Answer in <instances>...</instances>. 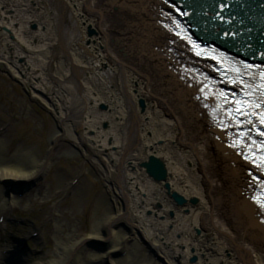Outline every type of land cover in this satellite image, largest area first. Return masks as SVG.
I'll list each match as a JSON object with an SVG mask.
<instances>
[{"label": "bare ground", "instance_id": "bare-ground-1", "mask_svg": "<svg viewBox=\"0 0 264 264\" xmlns=\"http://www.w3.org/2000/svg\"><path fill=\"white\" fill-rule=\"evenodd\" d=\"M53 1H56L57 5H59L58 11L60 15L58 21L66 19L68 16L66 14H71L72 12L73 15L75 14V21L84 30L89 28L96 30L94 36H89L88 32H81V28L78 27L76 28L77 31L70 36V40L66 45L60 43L64 50L65 59L63 62L61 61L62 63L60 62V65H57L58 69L54 77L57 79L61 91L59 92L57 85L49 80L51 75L47 72L51 63V49H53L54 45L52 46L53 41H51L52 34H49L51 28L48 26V22L46 23L47 26L40 22L42 15L37 12L39 8L36 7V4L45 6L46 3L44 1L0 0V33L4 31L6 33L10 32V36L14 38L11 39L3 33L0 35V47H2L0 62L5 65L13 77L22 80L24 84L29 85L33 89L34 99L43 100V104L46 102L49 110L57 112L61 129L53 135V142H56L61 137L77 139V131L83 130L79 138L82 143L87 140L92 145L88 146L87 152H91L94 148L100 149L99 152L110 151L113 148L117 150V158L114 160L115 173H111L109 177L116 179L114 188H117L126 205L116 216L109 218L103 225V227L113 228L112 231H97L86 239H73L66 244H59L55 258L40 264H79L83 260L84 251L89 246L87 242L104 244V251L92 255L93 257L99 256L98 259L103 258L101 264H154L152 257L148 254V250L141 252L138 248H134V250L129 252L125 259L117 260L113 258L114 254L126 252L128 246L125 243L126 237L114 228L118 220L126 221L133 230L139 233L148 248L154 249L152 252L161 258L163 257L169 264L175 257L184 258L183 262L185 263L182 262V264H186V260L189 259L191 254L197 257L196 260L198 259V261L196 264H225L226 260L224 258L226 257L233 261L240 260L242 264H255L253 260L251 261V254L257 253L262 258V253H264V245L259 243L258 240L260 238L264 243V226L258 223L255 218L257 210L243 195L246 186L242 181V177L238 176L235 170L238 168L240 170L245 169L246 164L237 158L233 152H230L216 141L215 131L209 124L205 123L208 117L206 112L200 108L199 103L195 101L188 103L177 99L178 95L171 93L174 91L173 86L169 87L168 83L162 87L168 97H173L174 101L171 98V101L164 98L159 100L162 105L167 107L166 113L169 114V118H166L165 113L162 115V109H158L159 107L157 108L158 110H155L156 112L154 111L157 120L156 132L159 133L157 137L162 141V146L158 145V142H152L151 144L141 143L138 134H135L134 137L136 142L140 143V149L136 151V154L130 155V147L132 145L126 144L130 142L126 138V122L133 120L129 124L133 128L132 130L139 132L141 120L138 116L136 100L132 98L133 89L129 88L130 81L127 80V74L122 71L127 68L126 66L130 67V62L121 59L111 49L112 28L118 29L119 26L117 24L115 26L110 25L109 21H111V17L117 18L118 16L115 11L113 13L112 9L108 8L109 5L105 0ZM127 1L132 3V8L136 7L138 9L142 5L141 0H136L134 2L135 5L133 0ZM144 1H148L150 4L149 10L141 7L142 10L147 12L148 20H151L150 16L153 15L157 21L159 16L156 14L162 4L156 0H152V2H150L151 0ZM35 7L36 11H31V8ZM72 7H74V12ZM90 16L93 18H90ZM120 18H124V15H120ZM15 25L18 28H14ZM32 25L38 27L37 32L30 30ZM146 26L152 27L150 24H146ZM159 33L158 35H153L154 37L151 36L157 44L167 41V50L170 48H182L181 44L176 45L175 43L171 45L170 42L174 41V39L169 37L168 34L162 31ZM34 40L37 41V46H33ZM78 41H84L83 44L87 41V44H90L89 50L84 52L91 54L92 49L97 54L94 56L97 61H103L107 64L113 62L118 67H123L119 72L120 90L123 91L126 100L130 103L132 120H126L125 113L127 111L123 109L113 116H109L105 112L103 114L98 110V104L104 101V98L99 96L100 89H95L89 83H87V85L89 84L87 86L80 82L86 67L82 66L81 57L73 58L75 51L72 48L74 43ZM117 42H120V40H116ZM69 51H72L73 54H70ZM171 55V58L175 57L174 54ZM64 63L70 65L72 73L66 69L67 66ZM170 64H173L171 59ZM145 76L147 82H150L152 74H145ZM171 76L172 78H177L174 75ZM163 78L162 76L158 79L160 85L164 83ZM70 80L74 84V92L69 84ZM177 84L184 88L186 93L192 96L196 94L195 89L183 87V84L178 82V80ZM48 90L54 92V97L46 96ZM146 91L147 95L145 97L154 98V95H156L152 89L148 88ZM140 94L138 91L136 97L141 96ZM144 100L148 102L147 98H144ZM147 107L150 110L153 108L151 102L147 103ZM190 109L199 110L202 118L190 115ZM115 120H118L119 123L113 124ZM105 121L112 124L110 132L100 130ZM121 126L125 128V141L122 140L120 135ZM174 128L178 131L177 142L182 147L189 149V151H182L181 148L168 145V141L174 139V136L171 135V130H174ZM91 131L94 135L89 137V132ZM130 132L133 133L132 131ZM160 132L163 133L160 134ZM49 154L44 158H40L25 152L23 153L25 161L22 163L13 162L12 160L10 162L0 156V208H6L5 204L10 200L13 201V204L15 202V192L8 190L7 184L28 182L33 187L42 180V178L38 179L37 176L48 166ZM151 155L158 156L159 159L164 161L168 171L166 182L156 183L147 176L144 169L139 168V162L146 161ZM229 176L236 178H233L232 181L227 180ZM143 179L145 181L144 184ZM146 179L148 180L147 182ZM127 180L133 182L129 187L126 183ZM166 183L169 184L171 193L176 192L182 195L188 200V204L184 207L176 206L173 199L167 194ZM193 198L198 201L196 205L189 203ZM138 203H140L138 211L142 218L150 213L157 218L151 221H147L144 218L146 224L150 223L147 231L144 228L145 226L133 222L130 218L132 209ZM161 206L163 207L162 209H157ZM217 216L219 217L217 218ZM159 219H163V221L159 222ZM197 228L202 230V235L198 237L194 234ZM153 231L156 232V236L154 243H151L153 238L151 236H154ZM208 232H213L212 239L207 238L210 236V234H207ZM176 235L182 236L181 239L174 240ZM219 236L226 238L233 249L229 250L225 247V253H223L221 258H213L211 257L212 249L210 247L217 244V242L214 244L211 242L212 240H219ZM205 240L207 243L203 245ZM18 246L17 244L10 246L11 252L7 260H12L18 256L21 250V247L18 248ZM178 247H183L184 250L176 249ZM20 261V263L17 262L16 264H27L25 258H20ZM226 262L227 264L231 263ZM14 263V261H11V264ZM0 264H3L1 259ZM90 264L93 263L90 262ZM261 264H264L263 259Z\"/></svg>", "mask_w": 264, "mask_h": 264}, {"label": "rangeland", "instance_id": "rangeland-1", "mask_svg": "<svg viewBox=\"0 0 264 264\" xmlns=\"http://www.w3.org/2000/svg\"><path fill=\"white\" fill-rule=\"evenodd\" d=\"M42 1L46 3V18H48V26L51 28L49 34H52L51 41H53L52 46L54 45L53 49H51V63L47 72L51 75L49 80L57 85V90L60 92V86L54 76L57 73V65H60V62H63L65 59L61 44L66 45L70 40V36L77 31L76 28H81V32L84 33L89 32V30H84L81 25L75 22V14L73 15L72 12L71 14H66L68 15L66 19L58 21L60 15L58 3L53 0ZM105 1L109 5L108 8L112 9V12L115 11V14L118 16L117 18L111 17L112 19L110 18L111 21H109L110 25L115 26L117 24L119 26L118 29L112 28L113 32L110 39L112 52L119 55L121 59L129 61L130 67L126 66L127 68L123 69V67H118L113 62L107 64L103 61H97L94 57L97 54L92 49L91 54L85 53L90 47L87 41L85 44H83L84 41L74 43L72 50L75 51V56L73 55L74 57H72H81L82 66L86 67L80 82L86 85L89 83L95 89H100L99 96L104 98V101L98 104V110L103 114L105 112L109 116L115 115L121 109L126 110L125 118L129 121L130 119L132 120L130 103L126 100L123 91L120 90L121 83L119 80V72L122 69L127 74V80L130 81L129 88L133 89L132 98L136 100L138 116L141 120L139 132L132 130L133 128H131L129 122H133V120L126 122V138L130 140L126 144L132 145L130 147L131 155L136 154V151L140 149V143L136 142L135 134H138L141 143L151 144L152 142H158L159 144H157L162 146V141L157 137L159 133L156 132L157 120L155 110L159 107L158 109H162V115L165 113L166 118H169V114L166 113L167 107L162 105L159 99L164 98L169 100L171 98L174 101L173 97H168L162 86L166 83L169 84V87L173 86L174 91L171 93L177 94V99L181 101L191 103L193 96L186 93L184 88L178 86L177 80L172 78V74L168 70L166 63V44L168 42L165 41L157 44L152 39L155 34H160L161 30L156 25V17L152 15L150 16L151 20H148L149 16H147V12L142 10V8L149 10L150 4L148 1L141 0L142 8L138 9L136 7L132 8V3H129L127 0ZM135 1L133 0V4ZM73 8L72 11L74 12ZM120 15H124V18L121 19ZM90 18L93 17L90 16ZM146 24H150L153 30L147 27ZM14 28H18V26L15 25ZM2 33L8 35L11 39L13 38L10 36V32L6 33L4 31ZM116 40H120V42L116 43ZM33 44V46L38 45L36 40H34ZM1 50L2 47H0ZM101 50L103 49L101 48ZM69 52L73 54L72 51ZM66 66V69L70 71V65L67 64ZM72 72L71 70L70 73ZM145 74H152L150 82H147ZM162 76L164 77V83L160 85L158 79ZM69 84L72 86L74 92L75 88L71 80ZM148 88L154 90V94H156L154 98L145 97L147 95L146 89L148 90ZM176 89L177 91H175ZM32 90L22 80L13 77L5 65L0 62V156L10 162L18 161L22 163L25 161L23 158V153L25 152H29L40 158H44L50 153L48 166L37 176L42 177V180L37 184V189L22 198L16 197L14 204L10 200L5 204L6 208H0V255L13 242L19 240L25 242V248L20 256H16V259L25 258L27 264H40L55 258L59 244H66L73 239H86L97 231H112L113 228L103 227V225L109 218L116 216L121 209H124L126 202L118 193L117 188H114L116 179L109 177L111 173H115L114 160L117 158V150L113 148L110 151L99 152L100 149L92 147L94 149L91 152H87V148L91 144L87 140H84L82 143L79 138L83 130L77 131V139L61 137L56 142H53V135L61 129L60 122L58 121L59 116L56 111L49 110L46 102L43 104L44 101L42 99L43 102L34 99ZM138 91L141 93V96L136 97ZM46 96L54 97V92L48 90ZM143 97L147 98L148 102H151L153 106L151 110L148 109V102ZM141 100L144 102V108L140 106ZM103 105L106 107L105 110L101 108ZM150 111L151 114L149 115ZM190 111V115L202 118L199 110L190 109ZM116 122L119 123L118 120H115L113 124H116ZM205 123L208 125V120ZM111 129L112 124L105 121L100 130L110 132ZM124 129V126L120 127L122 140L126 139ZM162 133L160 132V134ZM89 134V137L94 135L92 131ZM171 135L174 136V139L168 141L169 144H167L169 146L181 148L182 151H189V149L182 147L177 142L178 131L175 128L171 130ZM230 165L233 167L232 164ZM235 170L238 176L242 177L243 183H245V170H240L239 168ZM233 178L236 177L229 176L227 180L232 181ZM126 183L128 187L133 184L130 180H127ZM139 205L140 203L132 209L130 218L133 222L145 226L144 228L147 231L150 223L146 224L144 218L147 221L157 218L151 213L142 218L138 211ZM162 208L161 206L157 209ZM3 218H6L5 221H2ZM160 221H163V219H159ZM114 228L126 237L125 243L128 245L126 253L122 256L120 255L121 253L114 254V259H125L129 252L134 250V248H138L141 252L148 250V254L152 257L154 264H169L163 257L155 255L152 252L154 249H149L139 233L133 230L126 221L118 220ZM153 232L154 236H151V238L153 237L151 243H154L153 241L156 236V232ZM213 232H208L207 234H210V236L207 238L212 239ZM194 234L197 237L201 236V228H197ZM181 237L180 235H176L174 240H180ZM218 238L219 240H212L211 242L212 244L217 242V244L210 247L212 249L211 257L213 258H221L223 253H225V247L229 250L233 249L226 238L221 236ZM258 240L259 243L264 245L260 238ZM206 243V240L203 241V245ZM170 249L172 250L171 247ZM176 249L180 251L184 250L183 247ZM97 252L100 251L87 247L83 253V260L79 264H90V262L101 264L103 258L98 259L99 256H92ZM193 258L197 257L191 254L189 259L186 260V264H191L190 262ZM228 258L226 257L224 260L231 262L229 264H242L240 260L233 261ZM262 259L264 261V253H262V258L257 253L251 254V261L253 260L255 264H261ZM183 261L184 258L175 257L170 262L171 264H182ZM197 261L198 259L196 263ZM226 261L225 264H227Z\"/></svg>", "mask_w": 264, "mask_h": 264}, {"label": "water", "instance_id": "water-1", "mask_svg": "<svg viewBox=\"0 0 264 264\" xmlns=\"http://www.w3.org/2000/svg\"><path fill=\"white\" fill-rule=\"evenodd\" d=\"M177 8L182 10L191 26L194 28L190 30L194 36L202 42H211L217 45L218 41L222 42L223 36H228L227 43L236 45L239 43L237 35L241 38L246 35L249 36L255 28L259 27L258 31L252 33L253 41L264 38V0H167ZM35 28V27H33ZM89 36H94L96 32L89 29ZM227 34V35H226ZM201 36V37H199ZM216 36L212 39V37ZM211 37V38H210ZM240 38V37H239ZM216 39V40H217ZM222 39V40H221ZM241 41V40H240ZM225 42V41H224ZM208 44V43H204ZM226 44V43H225ZM222 47V46H221ZM264 50V44L262 45ZM223 48V47H222ZM259 49V48H258ZM141 108H144V102L140 101ZM102 109H106L103 105ZM140 167L145 170L147 176L153 179L156 183L166 182L168 178V171L164 161L151 155L147 161L140 164ZM8 190L14 191L16 194H24L31 189L29 183L7 184ZM165 189L170 198L178 207H184L188 204V200L176 192H170L169 184H165ZM190 204L196 205L198 203L196 198L189 201ZM90 247L97 248L95 243H89ZM104 251V248H101ZM196 258L191 260L192 263Z\"/></svg>", "mask_w": 264, "mask_h": 264}, {"label": "snow or ice", "instance_id": "snow-or-ice-1", "mask_svg": "<svg viewBox=\"0 0 264 264\" xmlns=\"http://www.w3.org/2000/svg\"><path fill=\"white\" fill-rule=\"evenodd\" d=\"M237 111L239 112V109H237ZM241 115H245L246 113H240ZM261 135H264V133H261ZM261 207H264V204H261Z\"/></svg>", "mask_w": 264, "mask_h": 264}]
</instances>
